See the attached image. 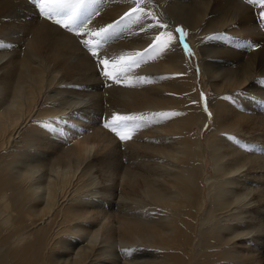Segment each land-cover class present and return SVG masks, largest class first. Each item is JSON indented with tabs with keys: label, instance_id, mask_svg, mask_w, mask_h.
<instances>
[{
	"label": "bare ground",
	"instance_id": "6f19581e",
	"mask_svg": "<svg viewBox=\"0 0 264 264\" xmlns=\"http://www.w3.org/2000/svg\"><path fill=\"white\" fill-rule=\"evenodd\" d=\"M154 1L162 4L164 15L167 11L169 24L179 21L190 29L199 50L203 35L221 29L222 40L256 46L227 65H213L209 54L202 55L213 92L209 139L203 144L191 133L206 115L199 110L194 75L176 46L163 62L129 68L124 85L107 96L104 113L167 108L181 109L183 116L155 123L130 120L125 129L135 128L136 135L119 144L102 130L58 125L55 137L68 133L75 138L66 149L52 144L48 131L31 125L14 147L34 146L39 155L21 164L16 159L23 160L25 153L6 155L3 149L28 118L69 109L93 121L102 113V95L100 90L93 93V56L79 49L73 37L46 21L32 22L20 0H0V38L11 42L8 49H0V264H264V84L255 78L264 75V24L253 22L241 0H196L178 9L190 0ZM115 6L105 4L94 20H113L125 9ZM140 33L130 34L126 44L113 40L109 52L125 58L155 37L153 32ZM204 45L226 59L235 53L231 48L240 46ZM174 72L183 73L155 75ZM69 83L84 87L71 90ZM240 88L253 97L236 93V101L218 99ZM220 132L256 142L248 143L247 153L232 139L218 136ZM207 157L212 177H205ZM82 195L91 197L84 200ZM123 245L119 257L116 246ZM141 247L144 254L129 257Z\"/></svg>",
	"mask_w": 264,
	"mask_h": 264
},
{
	"label": "rangeland",
	"instance_id": "374dc122",
	"mask_svg": "<svg viewBox=\"0 0 264 264\" xmlns=\"http://www.w3.org/2000/svg\"><path fill=\"white\" fill-rule=\"evenodd\" d=\"M20 1L25 4L24 5L25 8H26L25 12H30L29 15L32 16L31 17L32 20H33L32 22H38L39 20L46 21L55 30L57 29V32L63 33V34H65L67 36H70V37H73L75 43L77 42L76 45L78 43L80 44L81 47L79 46V49L84 51V53L87 52L88 55L87 54L86 55L88 57L89 56L92 57L93 55L91 54V52L87 51L88 49L85 48L83 46V44L81 43L82 39H86L89 42V46L92 47L97 52V56H99L100 58H107L110 61L109 64L106 66V69H105L104 65H99V66L97 65V57L96 56H93L92 58H90L91 62H93V65H94V73H95V78H96V85L92 86V88L94 90L93 93H95V92L99 93V90H100V96L102 95L101 96V104H102L101 105L102 106L101 112L102 113L99 115V117L97 119H94L93 121L89 120L87 122L85 118L78 117V116H76L74 114V112H72V110L67 109V111L65 110V113L60 112V114H53V115H50V116L47 115L46 117L42 116V118H40V117L39 118H36V117L28 118L25 126L23 125L24 127H23V130L20 132L21 134L20 133L17 134L16 137H14L16 139L13 138L14 143H13V141H11V144L9 146H7L6 149H3V153L6 154V155H8L10 153V151L14 154V156L20 155V153L21 154L25 153L24 154L25 157L23 158V160L21 159V157H18L19 160L16 159L17 162H19L20 160L23 161L22 163L20 162L21 164H25L28 161L31 162V161H33L35 159L34 157L39 155L38 148L34 147V146H27V147H24V149L22 148L21 150H18L19 148L17 149V147H14V145H16L15 143L20 141L22 134L25 131H27L28 128L31 125H36V127H38V126L42 127L44 130L48 131L49 133H48V136L46 135V137L51 139L50 142L53 140L51 142L52 144L62 146L63 149H66L68 146L72 145L74 143L73 141H74L75 138H70L68 133L63 136L64 138L62 137V135L55 137L56 133L53 132V129H56L58 127V125H59L61 127H65L67 130H71L72 129L71 128L72 127V123H73V125H77L78 127H80L79 129L81 131H83V132H89V129L102 130L107 135H109L111 138L116 139L115 140L116 143L119 144V143L122 142V141L120 142V139L116 135L115 131H113L111 128H105L104 127L105 123H111V117H112V116H108V114L106 112L104 113L105 108L108 105L107 100H108L109 97H107V96H109V94L115 93L116 92V90H115L116 87H119L118 84L121 85L123 82H125V80L127 81L126 78H127V75L129 74V73L126 74L123 71V65H122V63H120L121 61H120V57L118 56V54L115 53L116 54L115 55L113 52L112 53L109 52L110 50H108L109 48H107L108 46L109 47L113 46L112 43H115L114 41L118 40L116 43H118V42H122V43L124 42L125 43V42H127L126 38L130 34L131 35L132 34H138V32H139V34H141L140 32H143V34L144 33L152 34V32H153L155 34V37L148 44H146L143 48H141L138 51L132 52L131 54H128L124 58L125 62H128L130 57L133 58V59H136L135 53L139 52L141 54V57L139 58V63L134 64L131 68L142 69L145 65L146 66H151L154 63L163 62V61L167 60L166 58H164V56L167 57L165 54L168 53L169 51H171L172 49H174L176 46L179 49L182 50L183 55H184L185 60H186V63H187V66H188V71L191 72L194 75V77H193V89L197 93V96H198L199 110H201V112H204L205 115H206L205 121H204L203 125L200 128L195 126V127H192V129H191V133L193 135H195V134L198 135L200 137L202 143L205 141L206 138L209 139L208 138L209 137V133L214 127V109H213L212 103L210 102L211 96H213V92L211 90V87H209L210 86L209 79L206 76V74H204L203 67H202V64H201V59H203L205 55L206 56L210 55L212 58L210 56H209V58L211 59V61L214 62V64L212 63L213 65H217V63L218 64L225 63L227 65V63H229L230 61H232L234 59L236 60V58H238V61H239V59H241V55H242V57L244 56L243 52H247L248 49L252 50V49L256 48V46L252 45V44L251 45L248 44V46H246L247 42L245 40H243L241 42L237 41L238 44H240V46L244 47V49L240 48V46L238 44H233L234 41H232V40L230 42L233 45L231 43H229V40L228 41L227 40L226 41L222 40L223 36L225 34V31L221 29V30L212 31V32H209V33L203 35L202 38L199 41L201 42V44L204 43V44H207V45L214 44V43L215 44L224 43L225 45H228L229 47L230 46L232 47L234 45H238L237 47L236 46H234L233 48L230 47L232 49V51L235 52V53L230 54L231 57L228 58L229 60L226 59L227 58L226 56L213 55V53L211 54V52H208V50H207V48L205 47L204 44H202L204 46H202L200 44L201 47H200V50H199L194 45L195 43H193L194 39L191 36L190 29L186 25H184L183 23H181L179 21H176L173 24H169V22L167 21L168 19L166 18L167 17L166 16L167 15V11L165 12L166 15H164L163 14L164 12H162V9L160 8V6L162 4L159 3V2L156 3L154 0H143L142 3H140L139 0H132V1L131 0H127L129 2L128 3L129 6L125 4V3H127L126 0H98V1L97 0H90L89 4H91V1H93V3L95 2L94 4L92 3L91 5L92 6L94 5L96 8L94 6L92 8L91 5L88 4L87 11H88V13H90V14L92 13V14L90 15V18L88 20V24H87L86 28L83 30L85 34L82 35L81 37H77L74 33H69L64 28H62L58 24L54 23V21L46 20V19L40 17L38 9L32 3V0H20ZM194 1H196V0L187 1V2L183 3L181 6H179L177 8H174V9L187 7L189 4H192ZM241 2L244 4L243 5L244 8H247V9H249L251 11L252 16L254 17L253 22L258 23L257 25H263L264 24V16H262V12H264V5H262L260 3V0H241ZM107 3H114L119 8H120V6H121V8H123L124 5H126V6H124L125 9H122V11H120V13L117 14L114 17L115 19L113 18V20H111V21H109L107 23L106 22H104V23L96 22V20H94L95 17H96L95 15L99 14V12H102V9H104V5L107 4ZM157 4H158V6H157ZM126 7H128V8H126ZM93 9H94V11H92ZM100 9H101V11H100ZM133 9H136V11H133ZM157 9H158V11H157ZM174 9H172V10L174 11ZM126 13H131V15L128 16V18L125 19L124 22L120 24L118 30L116 29L114 31V33L111 35V37L109 39H107L103 43L102 47L96 48V46H95V39L96 38L92 36L90 29H98L101 26H106V25H108L110 23H113V22L119 20ZM36 17H37V19H36ZM146 17H147V19H146ZM95 24H97V25H95ZM161 25H167V27H162ZM172 25H177L178 28H182L184 30V32L186 33V36L184 37L183 43H180L182 48L177 43L176 36L174 35V31L172 30ZM262 27L263 26H261V29H263ZM152 28H153V30H152ZM263 32H264V30H263ZM169 34H171V39H170ZM75 38L78 39V40H76ZM179 38H180V36H179ZM1 40H3V41H1ZM214 40L215 41L218 40V42L216 43ZM213 41H214V43H213ZM237 42H234V43H237ZM0 45H2V46H0V49L1 48L8 49L9 46H11V42L9 40H4V38H0ZM78 45H77V47H78ZM185 45H187V48H185ZM178 48H176V49L178 50ZM202 48H204V52L205 53H203ZM104 49L106 51L103 52ZM189 52L192 53L191 56L188 55ZM207 54H209V55H207ZM202 55H204V56H202ZM213 56H215V57H213ZM101 69H105V70H107V71H109L111 73H113V71H114L113 74L122 73L120 82L117 83V82H115V80H108L105 77H103L100 74ZM182 73H178V72H174V73H155V75L156 76L159 75L158 77H163L164 76V78H166V77H168V78L171 77L172 78V77H175V76H177L179 74H182ZM147 76H148L147 73H145V72L141 73V78H143V80H141V81H145L144 79ZM184 76H187V75H184ZM255 78L259 79L260 83L262 81L261 84H264V75H259V76L255 77ZM255 78L252 79V82H259ZM260 78L261 79L263 78V79L261 80ZM67 85L70 87L69 89H71V90H80V89H82V87H84V86H80L79 87V86H77L75 84H70V83L67 84ZM122 85H124V83ZM120 87L122 88L123 86H120ZM105 91H108V93L105 94ZM236 93H237L238 96L240 95L243 98L248 97V96H250L249 98L253 97L252 96L253 93L250 92V90H247V89L244 90V88H242V89L240 88V89L232 90L230 93L221 94V95L218 96V99H220V100L222 99V100H225V101H236L235 100V99H237L236 98ZM202 96H203V99H202ZM231 98H233V99H231ZM104 102H106V103L103 104ZM103 106H105V107H103ZM190 108L194 109L193 107H190ZM205 108H207L208 112H210L212 114L211 118H209L208 112L205 111ZM180 110L181 109H179L178 111H175L174 109H167V108H165V109H146V110H143V111H135L134 112L135 114L134 113H130V114H126V115L123 114V115L133 117V119L135 121H147V120L151 119L152 123H155V122H160V121L173 119L174 115L183 116V113ZM161 113H165L167 115L166 116H161V115H159ZM77 119H81V121L77 120ZM82 119H84V121H82ZM117 130L121 131L122 133L126 132V134L128 136L131 135V134H132V136L136 135V129L135 128H133L132 130H126V129H117ZM222 134H223L225 139L227 138V140H229V141L232 139L231 141L236 142L237 146H239V148L243 149L247 153L250 152L249 144L252 145V144H255V142H256V141L252 140V138H247L246 139L243 135L236 134V133L220 132V133H218V136L219 135L222 136ZM17 138H18V140H17ZM244 142H246V143H244ZM121 148L122 147L120 146V149ZM32 153L33 154L35 153V154L33 155ZM32 158H33V160H32ZM24 159L26 160L25 162H24ZM30 162H28V163H30ZM204 167H205V172H206V176L205 177H207V176L208 177H212L214 175L213 174V170H212V162L209 161L208 157L206 159ZM242 175H244V174H242ZM242 175H240V176H242ZM209 182L211 183V181H209ZM88 189L92 191V190H94V187L92 186L90 188H87V192L89 191ZM90 197L82 195V198L84 200L85 199L89 200ZM43 225H44V223H43ZM125 247L126 246H124V245L123 246H116L117 252H119L118 253L119 257L123 256L122 251H123V249L125 250ZM143 248L144 247H141L140 249L135 250L134 251L135 253L133 252L131 254V256H129V257L137 256L138 254H144L145 248L144 249ZM146 249L150 250L149 248H146ZM141 250L143 251V253H142ZM61 252H63V251H61ZM136 252H137V254H136ZM120 262L122 263V261H120Z\"/></svg>",
	"mask_w": 264,
	"mask_h": 264
},
{
	"label": "snow or ice",
	"instance_id": "6c2138e0",
	"mask_svg": "<svg viewBox=\"0 0 264 264\" xmlns=\"http://www.w3.org/2000/svg\"><path fill=\"white\" fill-rule=\"evenodd\" d=\"M140 3L143 0H139ZM32 3L38 9L40 17L54 21L60 27L64 28L69 33H74L77 37L84 35V29L88 24V19L90 18V13L87 11V6L90 3V0H32ZM260 3L264 5V0H260ZM136 11V9H133ZM142 11V10H141ZM131 13H126L119 20L110 23L106 26H101L98 29H90L91 34L95 37V46L96 48L102 47L103 43L111 37L116 29L119 28L120 24L124 22L125 19L130 16ZM264 16V12H262ZM162 27H167V25H161ZM176 33L180 36V41L183 43L186 33L182 28H176ZM171 39V34H169ZM158 39V38H157ZM81 43L93 56L97 57V65L106 66L109 64V59L100 58L97 56V52L89 46V42L86 39H82ZM2 46V45H0ZM187 48V45H185ZM189 56L192 55L191 52L188 53ZM136 59L130 57L128 62H125L124 56L120 57V61L123 65V71L126 72L134 64L139 63V58L141 54L139 52L135 53ZM105 69H101L100 74L108 80H115V82H120L122 73L113 74ZM143 80V78H141ZM203 99V96H202ZM205 111L208 112V109L205 108ZM161 116H166L167 114L161 113ZM209 118H211V113L208 112ZM133 117L125 115H113L111 117V123H105V128H111L116 132V135L121 141L129 139L130 137L126 133H122L117 129H125L128 126V121L132 120ZM55 131V129H53Z\"/></svg>",
	"mask_w": 264,
	"mask_h": 264
}]
</instances>
